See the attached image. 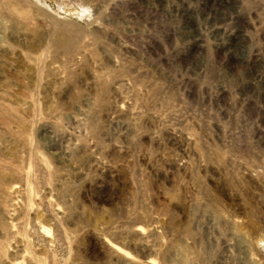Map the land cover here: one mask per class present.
<instances>
[{
  "label": "rangeland",
  "instance_id": "rangeland-1",
  "mask_svg": "<svg viewBox=\"0 0 264 264\" xmlns=\"http://www.w3.org/2000/svg\"><path fill=\"white\" fill-rule=\"evenodd\" d=\"M0 264H264V0H0Z\"/></svg>",
  "mask_w": 264,
  "mask_h": 264
}]
</instances>
